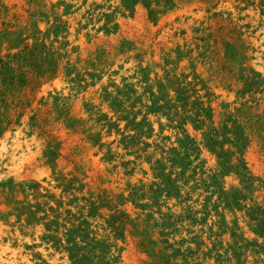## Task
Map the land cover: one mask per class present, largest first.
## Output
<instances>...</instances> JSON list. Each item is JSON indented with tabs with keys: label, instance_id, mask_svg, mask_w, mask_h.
Returning <instances> with one entry per match:
<instances>
[{
	"label": "rangeland",
	"instance_id": "1",
	"mask_svg": "<svg viewBox=\"0 0 264 264\" xmlns=\"http://www.w3.org/2000/svg\"><path fill=\"white\" fill-rule=\"evenodd\" d=\"M0 264H264V0H0Z\"/></svg>",
	"mask_w": 264,
	"mask_h": 264
}]
</instances>
